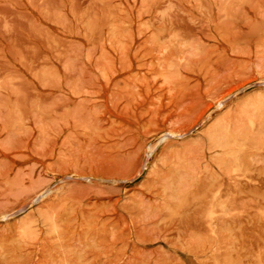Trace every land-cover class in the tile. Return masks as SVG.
Here are the masks:
<instances>
[{
    "label": "rangeland",
    "instance_id": "1",
    "mask_svg": "<svg viewBox=\"0 0 264 264\" xmlns=\"http://www.w3.org/2000/svg\"><path fill=\"white\" fill-rule=\"evenodd\" d=\"M0 264H264V0H0Z\"/></svg>",
    "mask_w": 264,
    "mask_h": 264
}]
</instances>
